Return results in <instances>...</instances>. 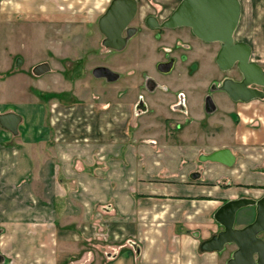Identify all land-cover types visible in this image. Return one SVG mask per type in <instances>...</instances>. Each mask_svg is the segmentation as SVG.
Instances as JSON below:
<instances>
[{
  "label": "crops",
  "instance_id": "0c3cea01",
  "mask_svg": "<svg viewBox=\"0 0 264 264\" xmlns=\"http://www.w3.org/2000/svg\"><path fill=\"white\" fill-rule=\"evenodd\" d=\"M111 1L0 0V26L47 24L59 35L73 24L99 29ZM180 1L138 0L137 14L158 17L171 9L167 18ZM240 2L235 40L248 43L251 60L264 69V0ZM176 29L190 31L198 64L206 58L221 70L220 43H206L187 27L165 30ZM118 74L105 101L95 95L67 107L38 96L37 118L22 114L17 135L0 125V264H227L234 245L223 251L201 245L223 229L214 218L221 205L264 196V98L234 101L214 89L218 83L207 87L197 77L187 88L192 118L178 119L163 90L149 97L133 79L120 86ZM170 74L149 80L173 86L178 74ZM141 96L154 114L142 108L133 123ZM167 115L172 119L164 122ZM221 148L231 149L233 166L200 160ZM245 212L237 227L255 219L256 206Z\"/></svg>",
  "mask_w": 264,
  "mask_h": 264
},
{
  "label": "rangeland",
  "instance_id": "374dc122",
  "mask_svg": "<svg viewBox=\"0 0 264 264\" xmlns=\"http://www.w3.org/2000/svg\"><path fill=\"white\" fill-rule=\"evenodd\" d=\"M166 13H159L160 21L166 18ZM144 17L145 12L140 10L131 23L136 32L120 52L104 46V35L97 27L98 23L92 25L87 22L85 26L73 24L64 29L63 35L47 24L23 28L16 26L12 28L13 31L8 30L9 26H0V101L8 102L4 107L0 105V110L10 109L21 116H30L34 121L40 104L33 100H37L38 96L58 100L67 107L74 100L80 98L87 101L95 95H101V101H105L112 91H116V84L94 77L92 71L97 65H107L120 73L123 78L120 86L133 79L136 87L140 85L144 90L143 82L147 76L166 78L156 70V64L174 57L178 58V62L170 76L178 74V104L179 94H183L185 99V106L181 108L178 105V119L181 115L189 114L187 118L190 120L187 88L196 85L197 77L207 87L211 82L220 84L227 75L239 77L235 68L231 71L218 70L205 57L204 62L198 64V52H193L196 43L190 41L192 36L188 29L162 30L161 34L158 30L147 28ZM67 46L69 51H63ZM19 59L21 63H18ZM38 62H49L51 72L36 76L33 67ZM194 88L190 92L195 93ZM143 99L141 96L135 104L133 123L140 122L143 116L140 106Z\"/></svg>",
  "mask_w": 264,
  "mask_h": 264
},
{
  "label": "water",
  "instance_id": "95a60500",
  "mask_svg": "<svg viewBox=\"0 0 264 264\" xmlns=\"http://www.w3.org/2000/svg\"><path fill=\"white\" fill-rule=\"evenodd\" d=\"M138 0H112L104 14L99 19V29L104 35L103 44L108 49L123 50L129 38L136 32L131 26L138 12ZM241 17L240 0H181L172 13L163 21L155 15H149L146 24L151 28L175 29L190 28L192 33L206 43H220L216 55V63L222 71L236 69L238 78L225 77L214 89L225 92L234 101H250L264 98V69L251 60V46L248 43L235 40V32ZM21 63V59L18 60ZM174 58L168 62H160L158 70L168 73L172 70ZM51 70L49 62H42L33 67L36 76ZM96 78H104L109 82L116 81L119 74L109 67L97 66L92 71ZM211 96L207 97V109H213ZM22 116L16 112L0 113V125L14 135ZM201 161L219 162L229 167L233 166L236 157L229 148H221L209 154H202ZM199 172L191 175L198 178ZM256 206L255 219L237 227L236 223L241 213V220L247 219L245 209ZM215 220L223 227L221 231L204 241L201 248L205 251H223L234 245L227 264H264V196L258 200L242 197L232 199L221 205L214 215ZM2 256L0 254V262Z\"/></svg>",
  "mask_w": 264,
  "mask_h": 264
},
{
  "label": "flooded vegetation",
  "instance_id": "af4514ba",
  "mask_svg": "<svg viewBox=\"0 0 264 264\" xmlns=\"http://www.w3.org/2000/svg\"><path fill=\"white\" fill-rule=\"evenodd\" d=\"M149 15H147L145 18H144V23L145 25L147 26V28L149 29H152V30H158L159 33L162 34V30H165L166 28H151L149 27L147 24H146V19ZM159 19V16L157 17ZM160 20V19H159ZM163 21V20H162ZM129 41V40H128ZM115 51H118V50H115ZM173 57H171L169 60H171ZM169 60H165L164 62H168ZM160 62H158L156 64V70L163 74V75H168L170 74L171 72H168V73H163L161 71L158 70V64ZM174 63H175V59H174ZM173 68H174V64H173ZM172 68V69H173ZM151 76V75H150ZM148 77V78H147ZM145 78V83H144V90L146 91L147 95L150 97L152 94H154L158 89H161L163 90L164 93L167 94V96H169L172 100L169 102V104L167 105L171 111H174L176 113H178V105H180V107L182 108L183 107V99H184V95L183 94H179V104H178V78L175 80V83L174 85H166V84H163L159 81H156V79L154 81H151L149 80V76H147ZM235 78V77H234ZM236 79V78H235ZM240 79V78H238ZM144 103H140L141 107L144 108V113L148 114V115H152L154 114V108L150 105L149 103V98L147 97H144ZM172 119V117H169L168 115L165 116L163 118V121L164 122H169L170 120ZM176 127H178V124H176Z\"/></svg>",
  "mask_w": 264,
  "mask_h": 264
}]
</instances>
